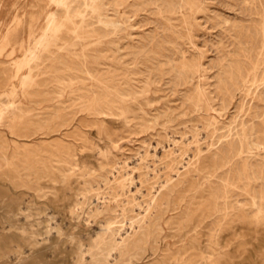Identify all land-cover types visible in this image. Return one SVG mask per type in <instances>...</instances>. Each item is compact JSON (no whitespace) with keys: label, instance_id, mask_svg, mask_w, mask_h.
<instances>
[{"label":"rangeland","instance_id":"1","mask_svg":"<svg viewBox=\"0 0 264 264\" xmlns=\"http://www.w3.org/2000/svg\"><path fill=\"white\" fill-rule=\"evenodd\" d=\"M102 1L105 7L110 9L109 12L117 7L118 12L115 19L118 21V28H116L117 31L113 30L118 33L113 31L114 33L105 37L97 48L76 45L71 48L73 52L67 49L58 50L57 57H53L55 59L51 56H49L50 58L43 57L39 62L41 63L40 67L38 66V69L33 72L35 84L27 85L25 87L27 91L24 93L25 90L21 88L19 78L27 74L28 69L24 66L17 70L15 64L19 58H22L27 47L30 44L32 46L35 39L42 34L46 14L56 10V6L54 8V5L48 0H0V98L11 104L7 114L9 118L7 119L6 115H3L5 117L2 116V120L0 119V145L3 146H0V148L2 147L0 153L5 156L0 154V159L2 158L0 160V196L10 194L11 198L15 199L22 195L24 198L26 197L25 202L30 207L35 205L44 207L47 204L65 205L67 210L65 222L67 224H74L77 221L76 217H72L68 212L72 203L69 187L74 188L77 192L79 187L81 190L84 186L96 183L98 186L99 183L100 187L104 188L101 183L103 173L101 163L95 158L98 155V150L106 154L110 160L134 159L143 150L145 142L155 141L158 133L164 136L165 131L171 132L176 129L187 131L192 125H197L201 130H204L208 118L206 111L204 107L199 110L189 99L197 84H202L201 87L211 98L212 107L220 112L219 114L211 110L210 114L216 117L220 124L227 126L233 117L238 115L240 105L247 109L254 103L255 90L257 87H262L264 83V0H184L182 9H177L175 3L178 0H162L163 2L160 0ZM111 2L121 3L113 7ZM129 3L132 5L130 6ZM169 6L173 8L171 9ZM190 6L193 8L190 9ZM59 14L61 13L59 12ZM95 25L100 30L105 29L102 24L95 23ZM122 25L123 27H121ZM58 44L61 45V42ZM49 49L57 51L56 46H50ZM70 53L72 55H69ZM181 62L189 65H196L200 62L202 67L198 71L191 72L182 69ZM252 64L257 66L256 85H253L250 80L252 75H250L249 82L244 83V86L240 85L238 90L233 91V86L230 87L228 83L229 77H236L238 72L246 77ZM83 67L88 69L91 74L88 75L89 77L82 72ZM76 71L78 73H75ZM233 71L234 73H232ZM13 74H16V77L12 79ZM92 77L102 84L115 86L119 92L132 95L145 110L144 118L158 117L159 124L149 129L141 125L138 122L139 119H130L129 122H125L120 110L127 111V109L117 99H114L116 103L111 104L109 110L104 108L105 118L101 114H93L86 109L80 110L83 104L91 102L92 89L100 95L97 94L100 100H103L106 95L102 84H99L101 85L99 87L92 85ZM75 78L76 80H74ZM89 78L90 80H88ZM121 80L124 83H121ZM78 82L80 83L78 84ZM227 84L232 90H229ZM10 86H13L12 89L14 88V95L7 91L11 90ZM92 86L93 88H91ZM142 86L144 87L142 88ZM146 86L148 89L145 88ZM140 88L141 90H139ZM2 93L7 94L4 96L1 95ZM259 94L264 98L263 92L260 91ZM81 98L83 102L79 101ZM218 102L223 105H219ZM12 111L15 114H11ZM52 113L53 115H51ZM20 116L21 118L18 119ZM180 119L181 121H179ZM140 127L141 130H139ZM218 133L220 132L218 131ZM207 139L212 138L209 135ZM263 151L264 148L260 153ZM214 157H220V153ZM232 162L233 160L230 161V163ZM38 168H46L45 172L40 171L42 189L40 191L31 184L35 176L32 173ZM91 168H95L97 171L91 175L87 174V170ZM254 168H257L263 179V181L259 179V182H264V153L257 157ZM8 169L11 170L10 175L14 176L15 186L10 185L8 180V182L6 181ZM236 177L237 172L233 169H226L223 172L219 170L216 177L210 178V190L219 194V204L226 202L229 206L232 202L234 206H243L244 210H247L250 208V204L242 191L244 187ZM17 183L18 187H16ZM241 193L242 195H238ZM86 194L88 196L89 192ZM208 194L209 192L206 191L204 192L205 197L195 200L188 212L189 216L185 215V212L183 213L185 211L184 203L178 210L168 211L162 222V231L157 239L156 251L153 253L149 249L144 255L132 256L127 260L128 262L125 261L123 264H247L246 258L257 245L261 246L258 252L259 256H264V220L257 219L252 213L238 212V210L229 208V215L225 219L227 223L233 220V225L241 220L246 223L255 221V225L250 224L251 229L248 230L253 236L250 241L243 242V237H240L238 233L233 234V237L222 244H217L209 239L210 231L205 225L215 219L214 216L207 217L214 210L212 206L211 209H208L209 213L206 210L209 200L212 202ZM34 195L36 196L34 197ZM35 199L38 200L37 203L34 202ZM26 203L24 204L27 205ZM84 203L79 210V212H83L79 213L81 217L88 209L85 207L87 202ZM4 210V208L0 209V215L4 213ZM25 210L28 213H33L32 209L27 207ZM33 218L32 216L28 220L32 222ZM183 219L184 221L181 222ZM20 222H24V219ZM182 223H184L183 227ZM197 223L199 226L194 227V224ZM5 225L8 226V224ZM90 226L95 228L96 224L92 222ZM228 234L230 235L229 232ZM14 240L12 245L20 242ZM258 260H260L259 257ZM37 264H73V262L69 256L46 255V258L41 259Z\"/></svg>","mask_w":264,"mask_h":264},{"label":"bare ground","instance_id":"2","mask_svg":"<svg viewBox=\"0 0 264 264\" xmlns=\"http://www.w3.org/2000/svg\"><path fill=\"white\" fill-rule=\"evenodd\" d=\"M48 1L49 3L54 5V8L56 6V10L49 11L46 14L44 20L45 25L43 26L42 29L43 31L41 32L42 34L38 38L36 37L37 39H35L34 44H32V46L30 44V46L27 47L28 49L25 51V53L23 52L24 55L22 56V58H19V61H17L15 64L17 70L21 69V67L23 68L24 66L28 69L27 74H24L20 76L21 78H19L21 83V88L25 90L24 93L27 91L25 88L27 85L31 86V84H35L33 78L35 74L33 72L34 70L38 69L39 64H41L39 62L43 57L45 56H47L48 58H50L49 56H51V58L57 57L56 54H58L57 53L58 50L61 49L63 50L67 49L68 51L73 52L71 51V48L76 45L82 47L91 46L97 48V46L101 43V41L105 37L112 34V32L114 31L113 29L118 28V21L115 19L118 10L117 7H114V5L117 6L121 2H118V4H116L117 2L115 3L111 2L114 8L112 7L113 8L111 9L112 12H109L110 9H107L105 7V4L103 3L102 0H48ZM154 2L156 3L157 1ZM74 3L77 5H73ZM183 3L184 0H178L175 3L177 4V9L181 8ZM131 5L132 3L130 4V6ZM150 5L152 6L151 3ZM191 8H193V6H190V9ZM190 9L188 10L190 11ZM59 12L61 14H59ZM95 23L102 24L105 29L100 30L99 27L96 26L97 24L95 25ZM121 27H123V25ZM116 31L114 32L118 33ZM59 42H61V45L58 44ZM50 46L53 47L56 46L57 51L49 49ZM92 50L94 51V49ZM69 55L72 54L70 53ZM75 57L77 56L75 55ZM180 67L182 69L193 72L200 70L202 65L200 62H198L196 65H189L182 63ZM70 69L68 68V70ZM82 72L86 73L85 75L87 76L91 75L86 67H83ZM75 73L78 72L76 71ZM232 73H234V71ZM16 74L15 75L13 74L11 78L13 79L14 77H16ZM256 74H257V66L252 64L249 73H247L246 77H244L242 73L238 72V74H236L237 75L236 77L233 76L229 77L230 80L228 83L230 87L233 86V91L238 90L240 85L242 86L244 83L249 82L250 77H251L250 80L253 82V85H256L255 84ZM81 76H83V74H81ZM59 78L61 79V77ZM92 79H93L92 80L93 86H97V87L101 86L99 84L102 83H100L97 79L93 77ZM56 80L58 79L56 78ZM74 80H76V78ZM88 80H90V78ZM61 81L62 80H60V82ZM79 83L80 82H78V84ZM121 83L124 82H122L121 80ZM201 85L197 84L195 88H193L194 92L191 96H189V99L198 109L204 107V110L206 111V115L208 117L206 119L205 129L201 130L199 126L190 124L192 126H190L189 128L187 125V127L189 128V130L187 131L184 130V128H183L184 131H180L177 129L171 132L165 131L163 133L164 136L158 133L157 134L158 137L156 136L157 139L155 141L145 142L143 150L141 151V153L139 152L138 153L139 155L134 159L126 158L123 161L110 160L106 154H103L101 150H98L97 152L98 155H96L95 158L100 161L99 163H101L103 173L101 172L102 176L101 175L100 176H101V183H103L104 188L100 187L99 183L98 186L97 183L95 184L96 187L95 185H89V186H84L81 190H79L80 187L78 186L79 188L77 192H75L74 188L72 187L68 188L70 190V195L72 197V203L71 206L68 208L69 209L68 212L72 215V217L73 216L76 217L77 221L74 224H67L65 222V217L67 214L65 205L47 204L44 207L35 205L33 207L31 206L32 207L31 208L30 205H28V203L25 202L26 197L24 198L22 195L17 196L15 199H12L10 194L0 196V209L2 208L5 209L4 213L0 215V264H37L41 259L46 258V255L69 256L73 264H123L132 256L144 255L146 251L149 249L154 253L158 247L157 239L162 231V222L165 218L166 213L170 210L171 211L178 210L181 207V205L184 203L185 211H183V213L185 212V215H188V212L191 209V205L195 203V200L197 198L205 197L204 192L206 191L209 192L208 195L212 199V202L209 200L206 206V210L211 209L210 208L211 206L214 207V210L211 211V213L208 214L207 217L214 216L215 219V221L211 220L205 225L210 231L209 239L215 241L217 244H222L223 242L227 241L229 238L233 237V234L238 233L240 237H243V242L250 241L253 238V236L248 232V230L251 229L250 228L251 225L253 226L255 225L256 223L255 221H250L249 223H246L244 220H241L238 221L239 223L233 225L232 223L233 220L228 221L229 223H227L225 222V219L229 215L228 209L231 208V210H238V212L252 213L254 217H256L257 219L264 220V182H262L263 179L259 175L257 168H254L255 160L257 159V157L260 156L261 153H264V151L260 153L262 148H264V98L261 96V94H259L260 91L264 93V83L262 87L256 88L253 97L254 103L247 109H245L243 105H240L238 115L236 117H233V120L230 121V123L227 126L220 124L219 120L210 114L211 110L219 114L220 112L212 107L211 98L208 97V95L205 93V90L201 87ZM219 85L221 86L223 84H219ZM93 86L91 88H93ZM144 86H142V88ZM11 87L13 86H10V88ZM102 87L106 92L104 99L100 100L99 98L100 95L96 93L97 91L95 92L94 89H92L93 97L91 96L92 97L91 102L89 101L90 103L86 104L87 102L85 101L86 102L85 105L83 104L80 110L86 109L88 111H91L90 113L103 115L105 113L104 108L109 110L110 105L115 102L114 99H117L119 100V102H122L125 105V108L127 109V111H124V109L120 110V114L122 115L123 120L125 122H129L130 119H139L138 122H140L141 125L149 129L153 128L154 125L159 124L157 120L158 117L157 118L148 117L149 119L144 118L143 114L145 113V110L140 105L138 100H136V98L134 99L132 95L119 92L115 88V86L110 84H102ZM145 88L148 89L147 86ZM13 89L11 88V90H7L10 92L8 93L14 95L15 91ZM134 90L136 89L134 88ZM139 90H141V88ZM229 90L232 89L229 88ZM6 94L7 93H2L1 95L5 96ZM82 98L79 101H82ZM9 103L10 102L2 100L0 98L1 120L3 117H5L3 115H6L7 119L9 118V116H7L11 105ZM219 103L220 102H218V104ZM103 104L105 105L103 106ZM216 108L218 107L216 106ZM14 111H12L11 114H15ZM159 113L157 114L159 115ZM51 115H53V113ZM21 116L18 119H20ZM91 118L93 117L91 116ZM179 121H181V119ZM144 127L142 128L144 129ZM139 130H141V127ZM218 131L220 133H218ZM209 135L212 138L210 139L211 142H209L210 140L207 139ZM215 138L216 141L213 143ZM0 146H2V144ZM90 153L92 154V152ZM218 153H220V157H214ZM0 154L3 155V153ZM3 157L5 156L3 155ZM64 157L63 159L65 160ZM232 160L233 162L230 163V161ZM6 162L7 161H5V163ZM19 163L21 164V162ZM49 165L51 166L50 163ZM20 166L22 167V165ZM226 169L227 170L233 169L237 172L236 178L238 179L240 184L244 187L242 191H244V194L247 196L250 204V208H248L247 210H244L243 206H239V205L234 206L232 202L229 204V206L226 204V202H221V204H219L218 201L220 198V196H218L219 194L217 195L210 190L211 189L210 178L216 177L219 170L223 172ZM26 170H28V168ZM45 170L46 168L45 169L38 168L35 169L34 173H32L35 174V176L34 177L32 176L34 180L33 182H31V184H33L35 188L39 191L42 190L40 183V177H41L40 171L45 172ZM89 170H87L88 171L87 174L90 175L93 174L95 171H97L95 168H91ZM7 172L8 174L6 177L7 178L6 181L8 180L10 182V185H14L15 183L13 179L14 176L10 175L11 170L8 169ZM28 176L30 177V175ZM259 179L262 181L259 182ZM7 185L9 187V184ZM16 187H18V183ZM86 192H89L88 196ZM45 193L47 192L45 191ZM238 195H242V193ZM35 196L36 195H34V197ZM85 201L87 202L85 207H88V209L86 210V213H84L85 214L84 216L81 214L82 215L81 217L79 213H83V212H79V210H81V207ZM34 202L37 203L38 200L35 199ZM24 203H26L27 205H25ZM24 206L25 208L27 207L28 209H32L33 213L26 212ZM207 212L209 213V210ZM32 216L34 217L33 218L34 220L31 222L28 219L31 218ZM23 219L24 222H20ZM183 221L184 219L181 222ZM92 222L96 224L95 228L94 227L92 228L90 226V223ZM5 224H8V226H6ZM183 224L184 223H182V227ZM197 226H199L198 223L196 225L194 224V227ZM234 227L236 228L234 229ZM228 232L230 233V235L228 234ZM14 239L20 242H17L16 244L12 245V242L15 241ZM260 249L261 246L257 245L250 252L249 256L246 258L247 264H264V256H259L258 254ZM258 257L260 260H258Z\"/></svg>","mask_w":264,"mask_h":264}]
</instances>
